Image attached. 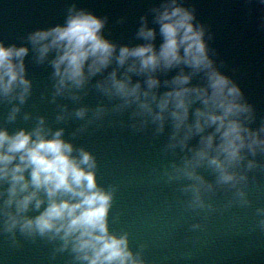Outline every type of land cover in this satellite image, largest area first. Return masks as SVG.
<instances>
[{"label":"clouds","instance_id":"clouds-1","mask_svg":"<svg viewBox=\"0 0 264 264\" xmlns=\"http://www.w3.org/2000/svg\"><path fill=\"white\" fill-rule=\"evenodd\" d=\"M259 3L264 5V0ZM151 12L155 27L141 17L136 36L143 43L132 47L107 39L103 34L107 18L75 3L62 24L27 35L31 49L0 41V102L18 100L23 105L31 95L25 65L30 50L37 63L48 62L54 70L53 100L66 94L79 100L77 93L101 76L95 87L120 101L115 111L133 109V128L152 124L160 134L170 125L167 148L191 153L164 173L168 183L181 184L187 208L211 210L205 197L217 187L235 189L241 206H248L245 168L258 165L255 160L246 165L244 161L248 154H264V124L257 129L249 126L255 118L253 105L240 86L217 68L205 27L195 22L193 9L183 0H161ZM173 71L170 79L161 80ZM20 110L13 106L8 120L15 121ZM88 111L79 108L75 116L84 119ZM105 112L97 107L94 119ZM63 135V129L46 128L42 117L32 131L10 133L0 127V236L6 235L12 247L19 246L17 233L33 241L59 240L58 251L70 249L79 264H145L140 253L130 250L127 233L110 231L114 192L98 184L95 157L75 149ZM195 137L197 145L189 147ZM201 168L215 174V185L199 174ZM256 214L264 231V208H257ZM199 228L200 224L192 225L193 230Z\"/></svg>","mask_w":264,"mask_h":264},{"label":"water","instance_id":"water-1","mask_svg":"<svg viewBox=\"0 0 264 264\" xmlns=\"http://www.w3.org/2000/svg\"><path fill=\"white\" fill-rule=\"evenodd\" d=\"M160 2L0 0V41L31 49L27 35L38 29L62 24L68 7L75 3L77 8L107 18L103 30L107 39L118 46L132 47L143 43L136 36L141 17H147L149 26L155 27L151 9ZM183 3L194 10L195 22L205 27V39L217 68L240 86L245 100L253 105L255 118L249 126L259 128L264 124V5L259 0H183ZM34 55L30 50L25 58L27 78L32 81L31 95L23 105L18 100L0 102V127H6L10 133L20 129L32 131L42 117L46 128L52 132L63 129V139L72 143L77 150L83 148L90 152L96 160L98 184L114 192L109 215L110 231L116 235L122 234V231L129 234L126 226L130 221L134 224L140 219L142 208L148 220H154L151 223L160 222L158 227L166 230L165 233L159 231L162 239L152 246L156 252L166 253L158 257L141 252L140 247L148 244L145 238L140 236L129 241L130 250L140 253L145 264L213 262L210 256L200 253V249L193 250L195 244L203 245L199 238H194L196 234L197 237L208 234L205 241L207 247H217L221 243L237 247L227 253L228 246H225L221 264H243V257L250 254V249L254 252L245 264H264V231L258 227L261 217L256 214L257 208H264V154L258 153L254 157L248 154L244 161L246 165L247 160H255L258 165L252 170L245 168L248 179L243 187L250 201L248 206H241L234 195L235 189L217 187L213 194L205 197L212 209L193 211L187 208V197L180 191L181 184L168 183L164 175L173 163L179 164L186 154L191 155L186 150L177 148L173 152L167 148L170 125L160 134L156 133V126L152 124L142 130L133 128V109L115 111L120 101L109 99L95 87L96 82L103 78L101 76L94 77L83 91L77 93L79 100H73L67 94L56 96L53 100L54 70L48 62L37 63ZM174 74L175 71L161 76V80L170 79ZM13 106H19L21 110L15 121H9L8 115ZM82 107L89 111L84 119H79L75 112ZM97 107L106 109L101 119H94ZM25 115L29 118L25 119ZM59 116L64 118L58 119ZM198 140L199 137H195L189 142V147H195ZM198 171L215 185L216 177L211 170L201 168ZM38 214L29 213L33 216ZM148 220L143 219L147 222V225L142 224L143 234L149 232ZM193 224H200L201 228L194 231ZM118 226H123L124 230L119 231ZM213 229L216 231L211 235ZM130 237L133 238L132 235ZM17 240L19 246L12 247L6 235L0 236V264H79L70 249L58 251L62 243L59 240L37 237L33 241L19 233ZM174 245L180 246L179 249L172 248Z\"/></svg>","mask_w":264,"mask_h":264}]
</instances>
